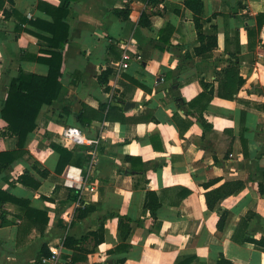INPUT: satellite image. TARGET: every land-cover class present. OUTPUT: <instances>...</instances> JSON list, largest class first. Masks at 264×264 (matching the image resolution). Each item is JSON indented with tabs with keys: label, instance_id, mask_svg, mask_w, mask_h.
Segmentation results:
<instances>
[{
	"label": "crops",
	"instance_id": "1",
	"mask_svg": "<svg viewBox=\"0 0 264 264\" xmlns=\"http://www.w3.org/2000/svg\"><path fill=\"white\" fill-rule=\"evenodd\" d=\"M203 3L202 28L216 34L207 55L194 51L183 0H0V109L11 79L47 74L46 59L60 50L48 39L68 29L58 96L0 174V264H37L42 246L57 252L42 264H217L221 255L264 264V250L243 240L264 237V0ZM123 52L129 66L119 70ZM230 67L237 76L222 74ZM238 77L233 97L217 95ZM202 81L214 89L201 110L205 130V100L195 99ZM65 125L95 142L63 144ZM5 127L0 115V151L17 147ZM51 143L72 151L60 173ZM148 190L161 201L155 218L143 205ZM209 190L229 193L208 209ZM117 215L130 217L128 235ZM101 225L96 243L90 232Z\"/></svg>",
	"mask_w": 264,
	"mask_h": 264
},
{
	"label": "trees",
	"instance_id": "2",
	"mask_svg": "<svg viewBox=\"0 0 264 264\" xmlns=\"http://www.w3.org/2000/svg\"><path fill=\"white\" fill-rule=\"evenodd\" d=\"M183 3L186 7H188L193 14V23L197 34V39L199 41V45L194 47V51L198 55H207L208 51L216 46V34L210 31H206L202 28L201 24V16L204 10L203 0H183ZM66 11H62L65 14ZM260 15H258L259 18ZM262 22L259 21L257 25V29H260ZM64 32L62 37H50L48 40L50 44L59 48L58 51H51L50 57L46 59L49 68L46 75H38L34 73H24L21 72L19 76L10 80L9 88L7 92V96L5 101L2 104L0 109L1 118L6 122L5 130L1 132L2 135H14L17 137V147L12 150H3L0 151V174L12 163H14L18 158L22 156L24 153V144L28 135L36 128V117L41 109V107L45 105H50L58 96L61 83L59 81V77L61 76V63H62V54L61 48L64 47L65 43L68 40V29L64 24ZM59 38V40H58ZM264 49V46H263ZM264 52V51H263ZM224 76L233 77L235 74L237 76V69L235 67L225 68L222 71ZM243 79L237 78V85L234 86L232 90H229V93H225L221 91V89H227L226 84H220L219 89L217 90L218 96L224 97H233V95L237 92L238 87L242 84ZM203 91L199 93L198 98L195 99H204L205 103L199 110L198 119L200 123L203 125L204 130L210 128L209 123L204 119L201 110L206 107L209 101L212 99L214 95V89L211 84L202 81L201 82ZM229 89V88H228ZM180 104H184L182 99L176 98ZM189 106L193 104V102L187 103ZM86 108L79 115L80 121H85L86 117ZM189 122L186 123L188 126ZM183 128H179L181 131ZM52 148L59 153V159L57 166L55 168V172L60 173L64 169V167L69 163L72 151L66 149L65 147L51 143ZM128 160H132V157H125ZM44 175L48 173L47 170L42 172ZM26 176L22 175L18 180L21 182L26 181ZM36 185V184H35ZM259 191L262 195H264V170L262 171V181L259 182ZM241 188V184L236 187V189ZM188 190L183 189L181 193L184 196ZM229 192L220 193L217 190H209L205 193V203L208 209H214L222 198H224L225 194ZM4 194L3 191L0 190V202L4 201V197L1 196ZM182 196L180 198H182ZM21 204H25L26 201L19 200ZM144 207L147 208L150 212V215L155 218L157 215V210L161 205V201L158 199L155 191L148 190L146 192ZM92 206L90 205V211L92 210ZM28 210H32V208H28ZM26 215L31 216L32 214L25 212ZM118 217V228L121 232L129 233L131 229L130 217L117 215ZM221 217V216H220ZM221 218H219L217 224L221 226ZM47 218L45 217V222ZM103 226L101 225L97 230L91 231L90 236L95 238V242H101L103 240L102 236ZM124 236V235H123ZM244 241L252 242L257 248L264 250V237H260L259 239L253 237H244ZM75 240L72 237H66L64 240V245L69 246L73 245L72 243ZM124 245L117 246L115 250H118ZM50 251L48 247L42 246L40 253L37 258V264L41 263L42 257H47L50 255ZM72 262H74L77 258L75 254H72ZM176 264H185L181 263L179 259L176 260ZM217 264H232V262L222 255L217 260Z\"/></svg>",
	"mask_w": 264,
	"mask_h": 264
},
{
	"label": "built area",
	"instance_id": "3",
	"mask_svg": "<svg viewBox=\"0 0 264 264\" xmlns=\"http://www.w3.org/2000/svg\"><path fill=\"white\" fill-rule=\"evenodd\" d=\"M130 56L127 52H123L121 61L118 65L119 70H126L129 66ZM59 135L62 138L63 144L65 145H75V144H84L95 142L87 139L86 136L82 133L81 129H79L75 125H65L60 131ZM57 252L52 250L51 254L47 257H43L44 261L54 259L56 257Z\"/></svg>",
	"mask_w": 264,
	"mask_h": 264
},
{
	"label": "water",
	"instance_id": "4",
	"mask_svg": "<svg viewBox=\"0 0 264 264\" xmlns=\"http://www.w3.org/2000/svg\"><path fill=\"white\" fill-rule=\"evenodd\" d=\"M128 104V103H127Z\"/></svg>",
	"mask_w": 264,
	"mask_h": 264
}]
</instances>
